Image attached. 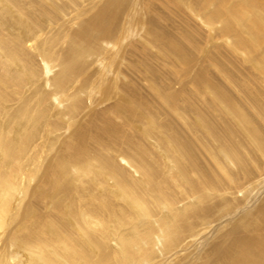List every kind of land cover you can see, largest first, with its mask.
Here are the masks:
<instances>
[{
  "label": "bare ground",
  "instance_id": "obj_1",
  "mask_svg": "<svg viewBox=\"0 0 264 264\" xmlns=\"http://www.w3.org/2000/svg\"><path fill=\"white\" fill-rule=\"evenodd\" d=\"M0 264H264V0H0Z\"/></svg>",
  "mask_w": 264,
  "mask_h": 264
}]
</instances>
